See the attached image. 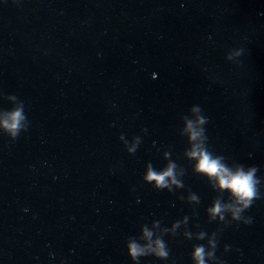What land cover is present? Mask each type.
I'll use <instances>...</instances> for the list:
<instances>
[{
	"label": "clouds",
	"instance_id": "9594fccd",
	"mask_svg": "<svg viewBox=\"0 0 264 264\" xmlns=\"http://www.w3.org/2000/svg\"><path fill=\"white\" fill-rule=\"evenodd\" d=\"M235 55L239 56L240 53L236 52ZM229 59H231V57H229ZM199 111V108H193V112ZM207 119L208 118L206 117H198L196 124L202 125L207 122ZM25 120L26 117L23 108L17 107L10 113L5 114V119L0 121V126H2L11 136L15 137L22 128H26L24 123ZM187 128L190 131L191 140L195 141L202 137L203 129L197 130L192 121H188ZM135 150L136 146L133 145V147L128 149V152L134 153ZM189 155L190 157L197 159L196 170L210 178L214 177L219 188L228 190L232 196L235 197V204L239 205V207L234 205H221L217 201L213 207L209 209L210 214L213 217L219 215L220 218L223 219L222 213L225 211H231L233 220L242 221L245 225L250 224L251 218H244L241 216V213L249 209L253 202L261 196L257 190V185L260 183L255 176L257 169L253 167L244 171L242 168H238L233 173L221 163L219 158H213L211 154L199 144L194 145L193 151L189 153ZM175 167V164L169 163L163 171L157 172L151 165H149L144 179L148 183H154L156 188H169V190H171L170 184L180 186L179 181L175 178ZM193 199H195V197H193ZM152 235V232L148 231L147 228H144L143 238L149 241L148 244L140 245L134 240L128 243V255L133 261H136L141 256L149 254H155L159 258H167L168 252L164 242L159 238L153 241ZM200 238H203V234H201ZM208 255H211V253H208ZM204 256V248L202 246L197 247L194 252V258L196 259L197 264H205Z\"/></svg>",
	"mask_w": 264,
	"mask_h": 264
}]
</instances>
